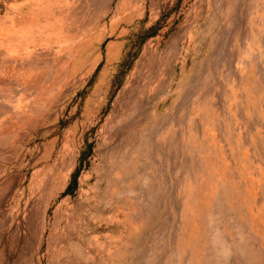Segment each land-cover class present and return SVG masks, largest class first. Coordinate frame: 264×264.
<instances>
[{
  "label": "rangeland",
  "instance_id": "1",
  "mask_svg": "<svg viewBox=\"0 0 264 264\" xmlns=\"http://www.w3.org/2000/svg\"><path fill=\"white\" fill-rule=\"evenodd\" d=\"M250 1L0 0V264H93L73 249L79 244L89 253L91 235L101 242L110 236L143 237V228L135 224L139 218L125 221L119 205L114 208L118 224L93 218L110 210L104 202V155L112 146L106 142L107 120L147 54L161 52L184 30L181 45L186 47L189 32L208 25L211 35L196 43L198 72L189 75L192 83L199 79L212 62L213 37L224 32L223 24L234 14L243 22ZM229 31L222 45L236 41ZM28 41L34 46L30 58ZM189 65L188 60L186 70ZM237 70L234 81L240 88L251 86L254 64H237ZM25 77L42 83L26 84ZM171 105L165 101L157 113L163 115ZM173 221L166 209L152 217L155 231ZM148 243L152 237L137 247L140 257L149 254ZM135 263L123 255L118 259V264Z\"/></svg>",
  "mask_w": 264,
  "mask_h": 264
},
{
  "label": "bare ground",
  "instance_id": "2",
  "mask_svg": "<svg viewBox=\"0 0 264 264\" xmlns=\"http://www.w3.org/2000/svg\"><path fill=\"white\" fill-rule=\"evenodd\" d=\"M250 3L243 22L234 14L223 24L234 35L232 45L221 44L224 32L213 37L212 62L194 83L189 75L198 72L196 43L211 35L208 25L189 32L186 47L184 30L138 63L106 125L112 146L104 155V202L110 210L93 218L118 224L119 205L125 221L139 218L135 224L144 234L139 240L110 236L107 242L93 234L89 253L73 247L79 256L93 264H118L122 255L135 264H264V96L255 94L264 92V1ZM33 47L28 41L27 58ZM249 62L256 79L240 88L237 64ZM165 101L171 108L159 115ZM165 209L174 221L155 231L152 217ZM151 237L149 254L140 257L137 247Z\"/></svg>",
  "mask_w": 264,
  "mask_h": 264
},
{
  "label": "crops",
  "instance_id": "3",
  "mask_svg": "<svg viewBox=\"0 0 264 264\" xmlns=\"http://www.w3.org/2000/svg\"><path fill=\"white\" fill-rule=\"evenodd\" d=\"M26 79H24L25 81H24V83H26V84H39V83H42V81L41 82H39L38 81V77H25ZM18 80V79H17ZM20 80V79H19ZM16 82H18V83H22L21 81H16ZM12 83V82H11ZM21 88V87H20ZM23 89V88H22ZM31 89H34L33 91L34 92H32V90H30L34 95H38L39 94V90H38V88L36 89V88H31ZM38 93V94H37ZM13 117V116H12Z\"/></svg>",
  "mask_w": 264,
  "mask_h": 264
}]
</instances>
